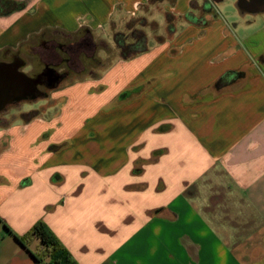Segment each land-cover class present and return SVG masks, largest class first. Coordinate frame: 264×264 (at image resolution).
I'll use <instances>...</instances> for the list:
<instances>
[{"label": "crops", "instance_id": "1", "mask_svg": "<svg viewBox=\"0 0 264 264\" xmlns=\"http://www.w3.org/2000/svg\"><path fill=\"white\" fill-rule=\"evenodd\" d=\"M235 3L0 0V60L49 30L166 19L100 77L0 111V264H36L15 236L40 221L78 264H264V10Z\"/></svg>", "mask_w": 264, "mask_h": 264}, {"label": "rangeland", "instance_id": "2", "mask_svg": "<svg viewBox=\"0 0 264 264\" xmlns=\"http://www.w3.org/2000/svg\"><path fill=\"white\" fill-rule=\"evenodd\" d=\"M238 2V0H228V3ZM235 3V4H236ZM153 20L156 23L149 22L146 19H132L128 22H119L118 24H114L111 22V25H107L106 28H104L100 32L93 31L92 33L90 32L89 34L86 33H76V34H67L64 32L56 31V30H49L46 35V39L49 38H55L59 43L62 44H68V43H76L80 41L82 38L87 39L89 43L93 44L95 46L91 56V53H86L82 52L79 53L74 57L75 63H74V68L73 69H66V67L61 66L60 71L68 70L70 71L69 75L67 78L61 83V85H66V84H71L74 83L78 80H84L88 78H97L100 77V75L106 70L115 60L119 58V51L116 48L114 41H113V35L115 32L119 31L122 29L125 34H128L129 28H140L142 26V23L145 22L143 30L145 31V34L147 37V42L148 39L151 42V39H155V41H159L161 38L160 36H157V33L160 35H163V27H161L166 19H164V16L162 14H155L153 15ZM142 20V21H141ZM157 23L161 28L158 27ZM174 25H180L182 21H173ZM257 23L259 24L258 26H262L264 24V15L259 16V20H257ZM259 27V28H260ZM126 28V29H124ZM257 28V27H256ZM158 29V31H157ZM91 31V30H90ZM151 32V33H150ZM172 33L168 31L167 36L165 35L162 39H167L168 36H171ZM264 33L261 34L260 40H261V45L264 44ZM30 42L35 41V37L30 38ZM83 51H88V50H83ZM63 57L64 55L61 54ZM89 55V57H88ZM30 62V60L28 61ZM23 71L26 74H30L31 72L34 71V68L31 66L29 63L27 67L23 69ZM52 92V91H51ZM57 93V92H56ZM49 98V97H48ZM47 98V99H48ZM46 99H38L36 101H24L20 103V105L16 106L14 108V112L19 111V110H36L39 106L43 105L45 103ZM30 101V102H29ZM34 115V113H31L27 115L26 117L30 118ZM1 123V121H0Z\"/></svg>", "mask_w": 264, "mask_h": 264}, {"label": "trees", "instance_id": "3", "mask_svg": "<svg viewBox=\"0 0 264 264\" xmlns=\"http://www.w3.org/2000/svg\"><path fill=\"white\" fill-rule=\"evenodd\" d=\"M185 20L190 24L202 27L206 25L205 21L197 19L191 14H187ZM144 24L145 22L137 29L129 28L128 34L123 32L114 33L113 41L119 51L120 58L124 60L130 59L147 50V37L143 30ZM167 25L168 31L173 33L174 25L170 16L167 17ZM226 76L233 77L232 81L239 80L242 78L243 73H228ZM124 95H128V93L122 94V99L125 98ZM135 173H138V171H135ZM4 227L12 234L7 225L4 224ZM15 238L21 246L31 253L36 264H78L53 231L42 221L36 223L26 234L15 236ZM35 240L39 241V247L35 251H30L29 247Z\"/></svg>", "mask_w": 264, "mask_h": 264}, {"label": "flooded vegetation", "instance_id": "4", "mask_svg": "<svg viewBox=\"0 0 264 264\" xmlns=\"http://www.w3.org/2000/svg\"><path fill=\"white\" fill-rule=\"evenodd\" d=\"M82 33L89 34V32L87 31H84ZM45 37H46V33L43 34L42 37H36L33 43L29 42L27 45L21 46V48H19L15 53L3 55V57H1L2 60H0V61L10 62L11 64H18L20 62L19 59L25 61L26 65L20 68L21 71H23V69L27 67L28 64L30 63L31 66L34 68V71L28 74V76L30 77H36L42 74L43 72L47 74V76L44 78L43 84L38 87L39 93L34 95L36 97L35 99L48 97L47 93L48 90H50L48 71L50 69L55 71L54 74H59L61 79L60 83H61L67 78V76L70 73V71L68 70H64L63 72L60 71L61 66L66 67V69L69 68L73 69L75 63L74 57L76 55L82 52H86V53L90 52L91 56H93L92 52L95 48V46L89 43L86 38L85 39L82 38L80 41L76 43L62 44L59 43L57 39L53 37L49 39H46ZM84 49L88 51H83ZM61 54H63L64 57ZM29 60L30 62H28ZM27 100L30 99L27 98ZM22 102L17 103L14 100H12V102L8 104L3 109V111H7L11 108H14L20 105V103ZM1 104L2 102H0V108H1Z\"/></svg>", "mask_w": 264, "mask_h": 264}, {"label": "water", "instance_id": "5", "mask_svg": "<svg viewBox=\"0 0 264 264\" xmlns=\"http://www.w3.org/2000/svg\"><path fill=\"white\" fill-rule=\"evenodd\" d=\"M250 6L257 12L263 11L264 0H252ZM19 61L21 63L19 62L18 64L0 62V102H2L0 111H3L12 100L17 103L25 101L27 98L35 100L36 97L34 95L39 93L38 87L43 84L44 78L47 76L45 72L36 77L28 76L20 70L22 66L26 65V62L21 59ZM48 73L50 81L49 89H54L60 83V76L59 74H54L55 71L52 69Z\"/></svg>", "mask_w": 264, "mask_h": 264}]
</instances>
